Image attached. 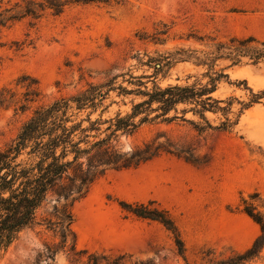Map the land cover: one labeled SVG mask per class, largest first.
I'll return each instance as SVG.
<instances>
[{"label": "rangeland", "instance_id": "obj_1", "mask_svg": "<svg viewBox=\"0 0 264 264\" xmlns=\"http://www.w3.org/2000/svg\"><path fill=\"white\" fill-rule=\"evenodd\" d=\"M247 36L264 40V0L72 5L60 15L0 26V88L7 89L8 102L0 108V149L35 108L88 83L113 79V86L133 90L109 93L102 115L108 119L129 114L145 98L139 90L205 82L206 66L175 59L166 64V58L180 49L202 55L213 51L215 42ZM214 70H224L229 80L219 82L212 96L222 100L220 106L230 100L231 108L226 115L207 111L205 116L213 126L229 118L228 128L198 131L191 121L203 120L190 105L179 104L168 113L178 116L172 120L158 117L131 134L119 132L110 144L122 152L129 155L147 144L157 152L136 166L107 169L72 204L75 250H70L72 235L62 246L60 231L40 223L18 233L1 252L0 264H217L247 249L261 231L243 212L241 198L257 192L264 213V97L246 108L243 103L251 96L247 87L264 90V58L254 63L244 57L232 65L221 57ZM20 104L24 109L15 110ZM120 201L153 202L167 210L183 250L171 230L135 216ZM244 264H264V247Z\"/></svg>", "mask_w": 264, "mask_h": 264}, {"label": "trees", "instance_id": "obj_2", "mask_svg": "<svg viewBox=\"0 0 264 264\" xmlns=\"http://www.w3.org/2000/svg\"><path fill=\"white\" fill-rule=\"evenodd\" d=\"M125 0H0V26L25 17L40 18L46 13L60 15L72 5L112 6ZM158 39V38H157ZM213 51L197 55V51L176 50L166 59L190 61L195 65L206 66L202 77L193 84H169L165 87L155 85L150 90H139L145 98L133 104L129 114L103 119L107 108L104 101L109 93L118 88L124 93L133 90L123 86H113V79L101 83H88L84 88L68 96H61L48 104L35 108L31 116L21 125L16 136L0 149V254L13 242L18 233L26 228L45 223L54 231L59 230L62 246L67 235H72L70 250H75V234L72 231V204L83 197L91 183L103 175L109 168H127L136 166L157 152L144 149L133 150L131 154L122 152L111 145L120 133L131 134L145 122L158 117L172 120L176 114L168 116L171 110L177 111L179 104L190 105L189 110L197 114L204 122L191 121L198 131L230 126L229 118L219 126H213L205 113L207 111L230 112L231 101L220 106L222 101L212 94L222 80H229L224 70H214L218 58H226L232 65L242 62L246 57L257 63L264 58V40L253 36L231 37L228 41L213 44ZM162 65L156 66L160 69ZM245 84V80H242ZM247 87V86H246ZM250 92L249 101L243 106L259 102L264 90ZM7 89L0 88V108L7 107L5 98ZM37 95V92H33ZM24 99L30 101V94ZM20 104L15 110H23ZM97 113L95 118L92 115ZM154 113V114H153ZM153 114V115H152ZM102 127V125H104ZM56 200L51 211H43L47 204ZM61 201L63 202L61 204ZM260 197L257 192L241 198L242 210L256 224L261 233L252 244L242 252H236L217 264H244L257 256L264 247V213L259 210ZM148 203H128L120 201L123 209L137 217L162 223L175 234L179 251L183 243L179 238L175 223L167 210ZM56 217L53 220L50 215ZM44 214V215H43ZM55 250L49 249L53 255Z\"/></svg>", "mask_w": 264, "mask_h": 264}]
</instances>
